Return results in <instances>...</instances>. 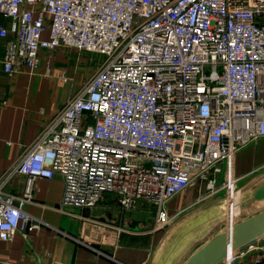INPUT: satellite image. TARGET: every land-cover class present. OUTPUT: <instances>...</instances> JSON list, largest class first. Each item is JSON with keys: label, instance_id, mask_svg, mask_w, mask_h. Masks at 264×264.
<instances>
[{"label": "built area", "instance_id": "1", "mask_svg": "<svg viewBox=\"0 0 264 264\" xmlns=\"http://www.w3.org/2000/svg\"><path fill=\"white\" fill-rule=\"evenodd\" d=\"M0 14L9 77L35 69L41 52L98 56L95 72L0 178V241L43 223L25 210L37 178H62L63 212L111 195L123 210L151 205L155 227L169 221L174 196L204 180L213 188L211 171L239 189L234 156L264 138V0H0ZM13 174L25 176L19 196L3 191ZM257 248L218 264H247ZM260 249L251 264H264Z\"/></svg>", "mask_w": 264, "mask_h": 264}, {"label": "crops", "instance_id": "2", "mask_svg": "<svg viewBox=\"0 0 264 264\" xmlns=\"http://www.w3.org/2000/svg\"><path fill=\"white\" fill-rule=\"evenodd\" d=\"M0 24H9L1 14ZM4 44L5 40L0 38V178L82 83L85 75L80 79L78 70L86 63L85 57L76 51L55 49L41 52V62L32 71L21 67L9 77L2 71ZM58 60L66 64L58 65ZM252 143L250 149L248 145L234 156L233 171L239 177L254 172L259 167L256 162L264 160V138ZM221 172H210L208 178L216 182L221 179ZM24 180L22 174L11 175L3 191L19 196ZM34 185L33 203L26 204L25 210L43 223L26 236L19 231L12 240L0 241V264H144L151 256L159 239L158 230L150 227L155 226L151 205L139 202L133 210H123L107 195L94 209L70 207L63 212L59 210L64 190L59 175L37 178ZM189 198L190 193L184 191L170 199L169 216L188 206L192 202ZM111 209L117 210V214L111 213ZM141 210L147 215L145 219L139 215ZM189 220L163 239L152 256V264L169 262L165 248L172 235ZM252 243L259 248L247 253L243 263L251 264L257 255L263 254L260 248H264V237Z\"/></svg>", "mask_w": 264, "mask_h": 264}, {"label": "rangeland", "instance_id": "3", "mask_svg": "<svg viewBox=\"0 0 264 264\" xmlns=\"http://www.w3.org/2000/svg\"><path fill=\"white\" fill-rule=\"evenodd\" d=\"M59 49H62V48H59ZM66 50H70V52L76 51L77 53H80L82 56H84L86 59V63L78 71H80L79 72L80 79L82 78V74H84L85 76H88V77L86 79H84L85 76L83 77L82 83H80V85L77 86L78 87L77 89L75 88L74 92H72V94H73V93H76L79 89H81L83 84L95 72L94 70L97 66L98 56L96 54H91V53L85 52V51L78 52L77 50L70 49V48H66ZM56 62L59 63L58 65L66 64V62L60 61V60H58ZM251 145H253V143H251L250 146H248L249 147L248 149L251 148ZM245 147H247V146H245ZM245 147H243V148H245ZM262 157L264 159V152H263ZM256 163H257L256 165L259 166V167H257L258 169H256L254 172H251L248 174L244 173V174H246V176L243 175L242 177H238L236 186H238L239 189H237V191L235 193L229 194V192L227 190L228 184H225L226 183V174H224V172H221L222 173L221 179L214 182L213 188L210 187V183H212V182H208L206 180H204L201 185L187 188V190H185V192L190 193L189 199L192 202H190L189 205L186 206L184 209L179 210V212L176 215L170 217L169 221L165 225H163L161 227H155V226H152L153 225L152 224L150 226L152 229H153V227H155L156 231L158 230L159 239L157 240L158 242H156L154 247L151 249L152 250L151 256L149 257V259L144 264H152V256L154 255L158 245L163 241V239H165V237L167 235L170 236L172 231L175 228H177L178 225L183 224L184 222H187L189 217H192V216L194 217L197 214L201 213V211L217 205V203L218 204L224 203V205L227 206L226 201H231L233 198L235 199L237 197L242 196L245 191L250 190L251 187H254L256 184L261 183L262 182L261 179L264 178V164H263L264 160L263 161L261 160V161L256 162ZM262 164H263V166H261ZM115 201H116V199H115ZM144 203H146V202H144ZM138 204H139V202H137L136 205H138ZM243 204H246V203H243ZM244 208H246V209H244ZM243 209H244L243 211L236 214V215H238V218H236L237 220L248 217L252 214V212H255L261 208L259 207V208L255 209L254 211L249 212L250 208H247V206L243 205ZM131 210H133V209H131ZM109 211L111 213L114 212L115 214H117V210H115V209H111ZM144 212H145L144 210H141V212L139 214L140 217L143 219H145L147 217V215H145ZM236 215H234V216H236ZM228 217H233V215H228V216L224 215V217H222V218H220V217L217 218L215 221L211 222L206 228H204V230L202 232H200L199 234L194 236L187 243V245L182 249L181 253L171 261V264H183L187 260V258L196 250V248L201 246L208 239L218 235L220 231H222L223 229H225L227 227L229 222L231 223V221L226 223L225 219ZM136 220H137V217H136ZM144 221L145 220H143V223H144ZM235 222H232V224Z\"/></svg>", "mask_w": 264, "mask_h": 264}, {"label": "water", "instance_id": "4", "mask_svg": "<svg viewBox=\"0 0 264 264\" xmlns=\"http://www.w3.org/2000/svg\"><path fill=\"white\" fill-rule=\"evenodd\" d=\"M261 183L244 192L240 207L264 200V178ZM246 203V204H243ZM264 237V208L232 223L208 239L187 258L183 264H218L230 251L246 246Z\"/></svg>", "mask_w": 264, "mask_h": 264}, {"label": "bare ground", "instance_id": "5", "mask_svg": "<svg viewBox=\"0 0 264 264\" xmlns=\"http://www.w3.org/2000/svg\"><path fill=\"white\" fill-rule=\"evenodd\" d=\"M232 185H230L231 188ZM229 194L235 193L232 192V189L228 190ZM244 194L240 197L233 198L231 201H226L227 206L224 204H219L216 206H212L207 208L196 216L189 217L190 220L184 226H182L178 231H176L165 248V253L169 262L167 264H171V261L178 256L182 249L187 245V243L197 234L202 232L204 228H206L211 222L215 221L217 218H222L228 215H233V217H228L229 221L235 222L238 218L237 213H240L246 208H241V201L244 200ZM264 207V200L252 202V204L247 205L249 212L254 211L257 208ZM253 213V212H252ZM236 215V216H234ZM212 226V225H211ZM197 239V238H196ZM199 239V238H198ZM194 243V242H193ZM184 252V251H183ZM175 261V260H174Z\"/></svg>", "mask_w": 264, "mask_h": 264}]
</instances>
